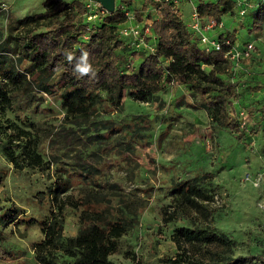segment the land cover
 Wrapping results in <instances>:
<instances>
[{
  "label": "trees",
  "instance_id": "1",
  "mask_svg": "<svg viewBox=\"0 0 264 264\" xmlns=\"http://www.w3.org/2000/svg\"><path fill=\"white\" fill-rule=\"evenodd\" d=\"M135 4L140 8L135 13L139 21L148 5L153 8L146 12L155 36L153 52L134 49L129 39L121 35L119 28L125 15L118 6L101 20L89 23L84 16V2L80 0H42L43 11L13 21L25 27L23 32L4 34L0 28V78L11 83L21 100H27L33 90L49 92V78L56 71H61L63 81L60 93L63 117L58 126L46 129L44 134L47 162L27 149L14 152L12 144L0 136V151L14 165L19 158L41 170L55 164L56 178L49 191L50 198L57 202L58 212L50 215V220L20 216L13 203L0 206V242L4 238L1 228L10 223L40 225L43 242L36 247L35 258L42 264H118L109 255L116 249L119 237L137 221V215L132 212L128 216L111 206L108 193L121 186L110 178V169L121 167L131 158L127 151H133L141 143L148 128L146 114L120 116L125 91L135 100L146 101L165 84L175 81L190 90L194 107L208 111L222 126L239 132L247 127V121L240 125L239 106L234 102L237 81L223 77L224 71L230 72L224 53L231 45L206 52L196 45L182 16L170 10L169 3L136 0ZM234 6L235 0H198L197 10L201 16L220 20ZM133 8L138 7L133 4ZM225 34L234 43V33L225 31ZM168 58L169 63L162 66L160 62ZM27 62L39 67L32 80L20 70ZM83 67L88 70L81 71ZM0 95L9 102L8 92L0 89ZM260 113V119L250 125L249 132L254 133L261 126L263 105ZM36 127L45 131L39 125ZM72 179L80 184L74 202L70 200L72 193L59 196L64 187L71 186ZM171 191L191 205H198L197 199L202 195L193 179L175 182ZM67 202L79 209V227L75 236L63 240V210ZM214 210H207L209 221ZM172 240L174 255L164 258L161 264H264V254L260 253L212 254L210 247L230 252L233 240L210 223L177 227ZM54 245H60L69 259H60L51 252ZM206 250L211 255L203 257ZM10 256L13 252L0 244V259Z\"/></svg>",
  "mask_w": 264,
  "mask_h": 264
},
{
  "label": "rangeland",
  "instance_id": "2",
  "mask_svg": "<svg viewBox=\"0 0 264 264\" xmlns=\"http://www.w3.org/2000/svg\"><path fill=\"white\" fill-rule=\"evenodd\" d=\"M239 1L247 2L244 15L239 14L235 4L232 12L221 16L225 31L234 33L238 52L235 60H228L230 72L224 71L223 77L237 81L234 102L244 109V132L231 131L208 111L194 107L190 90L178 83L165 84L146 101L123 93L120 116L146 114L148 128L141 143L127 151L131 154L127 162L131 161L110 169V178L121 186L108 193L111 206L128 216L132 212L137 215V221L119 237L116 249L109 255L115 263L161 264L176 250L172 240L175 228L208 223L233 240L230 252L210 247L212 254H264V119L256 132L248 131L260 119V108L264 106V0ZM179 6L187 22L190 4L182 2ZM43 9L42 0H0V28L4 34L23 32L25 27L13 21ZM249 42L253 46L245 56L241 50ZM20 70L29 80L39 73V67L31 62L22 64ZM60 74V70L56 71L49 78V92L33 90L27 100H21L11 83L0 78V89L9 96L7 102L0 95V136L12 144L14 152L27 149L38 153L44 162L49 160L44 134L46 129L58 126L64 114ZM0 178V206L13 203L20 216L38 220H50V215L58 212L49 191L56 178L54 163L41 170L19 158L14 165L0 151ZM187 179H193L202 191L198 205L185 203L171 191L175 182ZM77 187L80 184L72 179L71 186L64 187L59 196L72 193L70 200L74 202ZM211 208L216 210L209 221L206 214ZM63 211L64 240L77 233L79 209L67 202ZM1 232L4 238L0 244L13 256L1 258L0 264H42L35 258L36 247L43 242L40 225L10 223ZM50 249L58 258L69 259L60 245ZM209 255L207 250L202 254Z\"/></svg>",
  "mask_w": 264,
  "mask_h": 264
},
{
  "label": "built area",
  "instance_id": "3",
  "mask_svg": "<svg viewBox=\"0 0 264 264\" xmlns=\"http://www.w3.org/2000/svg\"><path fill=\"white\" fill-rule=\"evenodd\" d=\"M135 1L136 0H132L130 4H126L121 0H115V8L118 6L120 9L123 10V13L125 15V21L119 28V32L123 37L129 39L130 45L134 49H138V50L145 49L149 52H153L155 45L154 43L155 36L153 31L151 30V20L146 16V12L148 11V9L150 8L152 10L153 8L151 5H148L147 9L142 12L143 13L142 20L139 21L137 20L135 13L139 12L140 8L138 5L135 4ZM150 1L153 3H162V2L169 3L170 10L181 16H182V12H181L182 8L179 6V4L182 2H188L191 8L190 16H189V20L184 23L186 27L189 29V31L192 33L196 45L200 49L208 52L212 50L213 51L221 50L224 44H230L231 46L224 53V57H226L228 60L236 59V55L238 54V52L235 51V42L232 44L230 43V39L225 34L226 28L223 24V21L221 19L217 20L209 16L206 17L201 16L197 10L198 0H150ZM133 4L138 8L134 9ZM235 4L238 5L239 14L241 16L244 15L246 13L247 2L245 1L241 2L239 0H235ZM1 6L3 7L4 4L2 3ZM84 7H85V13H84L85 20L89 23L97 22L98 20H101L103 16L108 12L105 8L101 6V4L97 0H87L86 2H84ZM84 38L87 39V36H85ZM252 46L253 44L249 42L242 48L241 52H243L244 55L247 56L250 53ZM169 61H170L169 58L164 59L163 61L160 62V64L164 66L168 64ZM174 83L176 82L171 81V84ZM238 117H239L240 125L243 126L247 121L243 107L240 106L238 107Z\"/></svg>",
  "mask_w": 264,
  "mask_h": 264
},
{
  "label": "water",
  "instance_id": "4",
  "mask_svg": "<svg viewBox=\"0 0 264 264\" xmlns=\"http://www.w3.org/2000/svg\"><path fill=\"white\" fill-rule=\"evenodd\" d=\"M103 8L108 12H112L115 9V0H97Z\"/></svg>",
  "mask_w": 264,
  "mask_h": 264
},
{
  "label": "clouds",
  "instance_id": "5",
  "mask_svg": "<svg viewBox=\"0 0 264 264\" xmlns=\"http://www.w3.org/2000/svg\"><path fill=\"white\" fill-rule=\"evenodd\" d=\"M87 70H88L87 67H83V68H81V71H83V72H86Z\"/></svg>",
  "mask_w": 264,
  "mask_h": 264
}]
</instances>
